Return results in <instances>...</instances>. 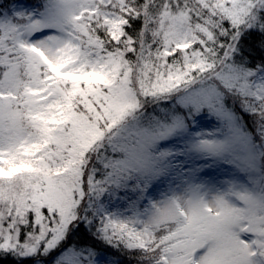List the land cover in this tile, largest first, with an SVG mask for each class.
Wrapping results in <instances>:
<instances>
[{
    "label": "snow or ice",
    "instance_id": "1",
    "mask_svg": "<svg viewBox=\"0 0 264 264\" xmlns=\"http://www.w3.org/2000/svg\"><path fill=\"white\" fill-rule=\"evenodd\" d=\"M0 264H264V0H0Z\"/></svg>",
    "mask_w": 264,
    "mask_h": 264
}]
</instances>
